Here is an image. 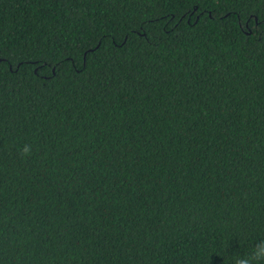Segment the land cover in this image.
<instances>
[{
    "label": "trees",
    "instance_id": "obj_1",
    "mask_svg": "<svg viewBox=\"0 0 264 264\" xmlns=\"http://www.w3.org/2000/svg\"><path fill=\"white\" fill-rule=\"evenodd\" d=\"M261 239L264 0H0V264Z\"/></svg>",
    "mask_w": 264,
    "mask_h": 264
},
{
    "label": "clouds",
    "instance_id": "obj_2",
    "mask_svg": "<svg viewBox=\"0 0 264 264\" xmlns=\"http://www.w3.org/2000/svg\"><path fill=\"white\" fill-rule=\"evenodd\" d=\"M32 146L30 144H25L20 149V156L26 158L31 154ZM261 261H264V239H261L256 243L248 255H237L232 264H260Z\"/></svg>",
    "mask_w": 264,
    "mask_h": 264
}]
</instances>
